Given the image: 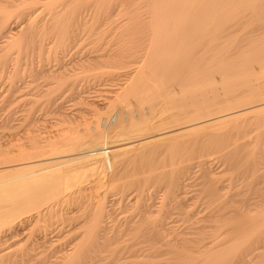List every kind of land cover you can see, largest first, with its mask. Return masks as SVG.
<instances>
[{
  "label": "bare ground",
  "instance_id": "obj_1",
  "mask_svg": "<svg viewBox=\"0 0 264 264\" xmlns=\"http://www.w3.org/2000/svg\"><path fill=\"white\" fill-rule=\"evenodd\" d=\"M148 1L146 6L150 11L147 13L149 15L146 17L148 21L145 26L148 25L151 33L149 31L147 33L149 32L152 36L147 34L146 37H137L143 26V23L140 26L137 20L139 21V18L141 20V16L146 15H137L139 8H134L130 10L129 19L131 22L136 21L137 24L129 22L121 27L118 34L119 39L128 37L131 45L126 44L127 48L123 51L120 49L116 53L105 56L106 62L116 69L121 67L124 70L126 66L129 67L127 63L130 65L132 63L131 66L136 65L134 70L128 73L124 82L120 86L118 84L119 88L112 92V101L117 108L106 110L104 117L101 115V119L93 120L89 122L90 124L87 123V126L77 127L78 129L70 128L71 131L66 128L69 133L63 135L57 133L58 136L54 140L53 138L49 140V138L44 144L36 143L32 139L31 142L33 143L34 140L35 143L28 144L30 145L27 147L29 151H26V146V149L21 150L22 146L20 150L18 147L19 151L12 152L15 154L9 151L13 156H9L8 151L4 152L6 155L3 153L2 157H7L9 154L6 160L2 159L3 161L11 159L10 157H15V160L0 163V264H96V262L100 264L99 261L108 259V264H121L128 253L130 257L138 259L135 261L131 258L136 264H157L154 261L161 258L162 264H255L254 257L264 253V129L255 130L253 138L248 135L252 138H249L250 140H245V137L241 136L243 133L237 134L239 138L235 140L239 142L241 137L242 139L244 137V140L240 143L234 141L237 137L234 132L244 127H264V0ZM131 3L133 4V2H127L129 6L135 7L130 5ZM135 4L138 3L135 2ZM114 6L111 9L116 10ZM118 6L121 8L120 2L116 8ZM111 9L109 8L110 11ZM124 11L127 15L126 10ZM60 14L64 13L59 12ZM67 16L70 18L72 14H67ZM62 18L66 17L62 16ZM62 18L61 20L55 18L47 26L44 24L43 27L31 26L26 31L25 39L27 37L35 41L32 37L37 31L56 30V36L52 35L56 37L57 44L73 48V44H66L68 37L72 34L69 32L70 35L67 37L68 29L72 27L69 26L71 21L70 19L69 21L62 20ZM2 26L6 28L7 24H2ZM71 29L75 31V25ZM144 32L142 34H146V31ZM97 40L92 43L96 44ZM148 40L153 43V47L149 50L150 47L147 46L149 53H146L144 61L142 56H138L142 58L137 60L136 55L139 54L137 51L143 50L139 47L143 41ZM95 44L93 54L98 53L96 47L100 45L95 46ZM115 44L114 42L113 45L117 48L118 45ZM107 48L109 49L108 46ZM101 50L104 51V49ZM102 52L101 54L105 53ZM99 55L100 52L94 59L104 57ZM115 75L117 76L116 73ZM65 79L68 80V78ZM67 80L63 82L64 84L59 81L61 85L59 83L58 86L68 84L66 87H73L74 82L70 85ZM68 88L65 90L70 91L71 89ZM160 100H166L164 106L159 105ZM169 110H171L169 115L164 116ZM246 133L248 134V131ZM216 137H219V143L216 140V143L211 141ZM220 137H224L221 142ZM187 147L189 150L192 148L191 152L194 154L204 150L208 151V149V153H211L210 149H212L216 151L215 155L218 152L219 157L224 160L232 159L231 165L234 160V168L237 167L236 172L251 175H248L252 177L251 183L249 186L245 185L248 187L245 188L249 189L248 192L250 191L253 197L250 195L251 198H244L246 197L244 195V199L238 200L234 199L236 195L234 197V195H226V192L223 193L224 186L215 177L208 176V169L206 171V168H203L209 164L210 160L207 157L210 154L201 155L205 159L197 156L203 160H196L195 163L193 161L190 168L199 169L202 174L201 178L204 176L206 178L203 182L201 180L202 188H200L201 192L209 195L211 199L207 203L208 211L203 216L195 217V211H192L194 214L189 212L192 207L185 206L184 203H182L184 206H179V203L178 206L159 207L160 209L158 208L155 213H150V217L155 214L150 218L145 214L151 212L153 209L148 211L147 208L153 206H145L146 208L143 206L145 210H141L142 218L137 216L140 219L127 228L135 240L130 235L129 240L125 239L129 244L126 243V246L119 248L118 246L113 247L117 243L115 239L117 231L109 235V224L104 220L103 208L105 207L87 206L82 211V209H77L80 206H70L73 207L72 209H77V212L81 211V214H77L74 210L70 211L71 217L66 214L65 221L68 222L67 217H70L69 221L74 222L75 219H82V222L87 223L85 233L80 234V239L76 237L67 242L66 239L70 238V234L66 232V238L63 236L67 242L64 244L65 247L62 246L59 250L47 248V246L53 248L54 245L53 240L51 241L48 237L50 236L49 231L52 230L48 228H51L49 227L52 222L51 218L56 214V211L54 212L56 206H50V201L62 195V201L67 205L74 204L78 198L84 197L75 189L90 177L93 178L92 181L96 186H105V188L117 189L120 192L132 188L141 191L149 184L164 182V184L167 183L169 193L172 192L170 198L173 192H177L175 200L179 198V195L183 194L179 192L186 190L183 187L187 186V178L182 177H185L184 173L188 172L184 170H188V165L181 167L182 171L177 169L181 171L179 174L174 168L175 174L170 170L156 171L159 168L158 162L162 158L161 155L167 153L172 157L171 153H174L175 149L186 148L187 150ZM15 155L26 157L22 156L23 158L20 157L22 159L18 158V160ZM191 157L195 156L191 155ZM242 206H253L254 208L251 226L247 225L248 228L242 226L244 221L241 217L246 208ZM176 213L178 217L182 216L179 219L188 222L186 232L184 230L180 233L175 232L170 225L173 222L172 216ZM246 220L248 218H245ZM79 229L80 226L78 231ZM131 239L134 242L130 244ZM63 242L62 240L61 243ZM45 248L48 251L51 249L52 251L49 252L53 253L43 251ZM102 253L106 254L103 258L100 256Z\"/></svg>",
  "mask_w": 264,
  "mask_h": 264
},
{
  "label": "rangeland",
  "instance_id": "obj_2",
  "mask_svg": "<svg viewBox=\"0 0 264 264\" xmlns=\"http://www.w3.org/2000/svg\"><path fill=\"white\" fill-rule=\"evenodd\" d=\"M8 1H9V3H7ZM57 1L58 0H0V4H1L0 5L1 6L0 7V11H1L0 14H2V15H0V26H1L0 27V35H1L0 36V158H1L0 163L7 162L8 160L11 161V159L15 160V157H10L11 159H7V161H3L4 160L3 158H5V160H6V158L8 157L9 154H10L9 156H13L12 154H15V153H12V152L19 151L22 146L23 147L21 148V150H23L25 148V146H26V148L30 147V145H28L29 143L33 144L36 142V143H43L44 144V142L46 140H48L49 138H50L49 140H52V138L54 140V138H56L58 136V134L63 135L64 133H69V131H71L72 128L76 129L77 127L81 128L83 126H87L86 125L87 123L90 124L89 122H93V120L95 121V120H98V119H101L102 117H104L106 110H109V109L114 110L117 108V106L112 101V99H113V93L112 92L116 91L119 88L120 84H122V82H124V80L127 78L128 73L133 71L134 67L136 65L131 66V65H133L132 63H131V65L129 63H127L129 65V67L126 66L127 68L126 67L124 68L125 71L122 70L123 68L121 69V67L116 69V68H113L112 65H110V63L106 62L105 56H106V54L116 53L120 49H121V51H123L124 49L127 48L126 44L131 45V43L129 41L130 39L128 37L125 36V37H123L124 39L123 38L119 39V37H118L119 36L118 34L120 33L121 27L126 25V24H129V22H131V20L129 19L130 14H131L130 10H133L134 8L135 9L139 8L137 10V12H138L137 15H140V14L146 15L144 17L141 16L142 21L139 18L140 23L137 20V23L140 24V26L143 23V26L141 28L142 30L140 29V32L138 33L137 37H139V38L140 37H146L147 34H148V36H152V34H150L151 30H150V28H148V25L145 26L146 21H148L146 19V17L149 15L147 13H149L148 11H150V10H148L149 8L146 6V5H148L146 3L147 2L149 3L148 0H138V1L137 0H118V1H116V0H109V1L108 0H97V1L96 0H65V1L61 0L60 1L59 0L58 2ZM134 1L137 2L138 4L136 5ZM63 2H65V3H63ZM119 2H120V6L122 5L123 7L121 6V8H120L118 6L116 8V6L118 5ZM127 2L128 3L133 2V4L131 3L130 5H134L135 7L129 6V4H127ZM123 3H125V4H123ZM52 4L54 6V9H53ZM104 4H106V5H104ZM114 5H116V6H114ZM124 5L125 6L127 5L128 9ZM70 6H72V7H70ZM112 6H114V8L117 11L118 10H120V11L117 12L113 8L111 9ZM103 7H105V8H103ZM68 8H70V9H68ZM109 8L111 9V11L109 10ZM140 8H141V10H140ZM71 10H74V11L72 12ZM112 10H114L115 12L114 11L112 12ZM124 10H126L127 15H128V12H130L128 17H127V15H125ZM3 11H4V13H3ZM63 11H65V12H63ZM104 11H106V12H104ZM30 12H32V13H30ZM59 12H62L64 14L59 15ZM106 13H107V15H105ZM110 13H112V14H110ZM67 14L68 15L72 14V16L74 15L75 17L70 16V18H68L69 16H67ZM92 15H94V16H92ZM62 16L66 17V18H62ZM81 16H83V17H81ZM31 17H32V19H30ZM55 18H58L59 20H61V18H62V20L66 19V21H69V19H70L71 22L74 20L73 21L74 23L72 22V24H71V22H69V26H72V27H70V29H68L67 37L70 35V33H72V34L68 37L69 39L67 40V43H66L68 45L73 44V48L62 47V46H59L57 44V41L55 40L56 37L55 38L53 37V35L56 36V34H57L56 30H53V31L52 30L37 31V33L32 37L35 39L36 42L33 40H29L27 37L25 39V34L27 33L26 31H28V29L31 26H34V25L37 27L38 26L43 27L44 25L47 26V24L50 21H53ZM73 18H75V19H73ZM1 19L3 22L1 21ZM46 19H48V20H46ZM112 21H114V22H112ZM76 22H77V24H75ZM80 22H81V24H80ZM132 23L137 24L136 21H133L130 24H132ZM2 24H7V27L3 28ZM73 24L75 25V28H76L75 31L73 29H71V28H74ZM86 28H87V30H86ZM92 29H94V30H92ZM78 31L81 33H79ZM144 31H146V34H142V33H145ZM147 31H149L150 33L149 32L147 33ZM38 34H40V35H38ZM37 35L39 37H37ZM88 35H90V36H88ZM103 36H104V39H103ZM114 38H115V40H114ZM27 39L29 40V42L27 41ZM44 39H46V40H44ZM96 39H98V40H97L96 44L94 43L95 46L97 44H100V45H97V47H96V49L98 50V51L97 50L96 51L98 53L94 52V54H93L92 50L94 51L95 49H93V48H95V47H94V44L92 42ZM117 40H118V42H117ZM31 42L32 43L34 42V43L32 44ZM101 42L104 43V44L102 43L103 46L104 45L106 46V50H105V46H104V48H102L103 46L101 45ZM114 42L116 43L115 45H118L117 48H115L116 46L113 45ZM147 43H148V45H146ZM90 44L92 47L89 46ZM2 46H4V47H2ZM100 46H102V47L100 48ZM107 46L109 47V49L107 48ZM120 46H122V47H120ZM147 46H148V48L150 47L149 50H151V48L153 47V43L149 40L143 41L142 45L139 47V48H143V50L142 49H139V50L136 49V50H138L137 53H139L136 55L137 60L139 58L138 56H142L143 61L145 60L144 57L146 56V53H149ZM118 47H120V48L118 49ZM58 48H60V49H58ZM101 49H104V51ZM112 49H114L115 51ZM102 51L105 53H103ZM110 51H112V52H110ZM99 52H100L99 56L102 55L104 57H99L97 59H94V57L96 55H98ZM101 52L104 55L101 54ZM68 53L69 54L71 53V54L69 55ZM92 54H93V56H92ZM89 56H91V57H89ZM141 58H139V59L141 60ZM103 61H105L106 64ZM96 63L100 66L96 65ZM90 64L91 65L93 64V65L91 66ZM96 66H98L100 68H98V67L96 68ZM109 66H111V67H109ZM101 68H105V69H101ZM110 68H113L114 70L110 69ZM110 71L115 72L117 74V76L115 75V73H112ZM118 74H119V76H118ZM122 74H123V76H122ZM57 78H59V80ZM65 78H68L70 83ZM66 80L70 85H71V82H74L72 84L73 87L70 85H69L70 88L66 87V86H68V84L63 85L65 87L58 86L59 83L61 85V82H59V81H62V84H64L66 82ZM118 84H119V86H118ZM75 85H77V86H75ZM71 87L73 88V90L71 89ZM67 88L71 89V90L66 91L65 89H67ZM84 89H85V91H84ZM92 95H94V96H92ZM162 101H164V100H162ZM162 101L161 100L159 101V102H161V104L159 103V105L164 106L166 103V100L163 102L164 104L162 103ZM99 103L103 104V105H100ZM95 104H96V106H95ZM106 105H107V107H106ZM104 106H105V108H104ZM108 106H110V107H108ZM217 111H219V110H217ZM101 112L104 114H102ZM169 112H171V110H169L168 113H166L164 116H166L167 114L169 115ZM97 113H99L100 115ZM101 115H102V117H101ZM96 117H98V118H96ZM70 123L72 124V126ZM69 125H70V127H69ZM66 128H69L68 129L69 131ZM258 128L260 130L264 129V127L260 128L259 126L258 127H252V128L251 127H249V128L244 127L243 129L239 130L238 132H234V134L237 136L236 138H234V141L238 142V140H235V139H238L239 138L238 135H240L242 133H243V135H241V136H244L245 140L252 139L253 138L252 135L257 131ZM247 131H248V134L246 133ZM244 133H245V135H244ZM235 135H233V137ZM248 135L252 136V138ZM244 137H243V139L241 137V139L238 143L242 142L244 140ZM32 139H34L35 142L33 140V143H32L31 142ZM222 139H224V137L223 138L220 137V142ZM215 140H216V142L218 141L217 143H219V137H216V139H213L211 141L214 143ZM212 142H209V143H212ZM18 147H19V150H17ZM179 150H181V149H175V152L171 153V155L173 154L172 155L173 159H171L172 157H170V155L168 156L167 153L163 154L164 156L161 155L160 157H162V158H160V160L158 162L160 169L158 168V170L156 172H158V171L167 172L168 170H170V172L175 174L177 169L182 171L183 168H181V167H186L188 165L187 166L188 170L184 169L185 172L186 171H188V172L184 173L183 176H185V177H182L183 179L187 178V180H186L187 186L185 185L183 187L186 190H182L184 192H182V191L179 192V193H183L182 195L185 198H183V196L180 194L179 195L180 197L176 198V200H175L177 192L176 193L173 192L174 194L170 198V195H172V192L169 193L167 185H166L167 183L164 184V182H161L163 185H161V183H158L155 185L149 184V186L147 185L148 187H145L142 189L143 192H141L142 190L141 191L135 190L134 188L123 190V192L122 191L120 192V190H117V189L111 190V189L105 188V186H96L94 181H92L93 178L90 177V179L83 181V183H81L79 188L75 189V191L78 192V194L81 193V195L84 197H80V195H79V197L81 199L78 198L77 202H75L74 204L67 205V203L62 201L63 200L62 195L60 198L58 197V199L50 201V203H49L50 206H56L55 207L56 209L54 210V212L56 211V214L54 216H52V218H51L52 222L50 219L51 223H50L49 227H51V228H48V229L52 230L51 232L49 231L48 234L50 236H48V237L51 241L53 240L52 243L54 245H53V248L47 246V244L45 246H47L48 249L51 248L53 250H56V249L59 250L62 248V246L65 247L64 244L67 243L68 241H71L72 239H75L76 237L78 239H80L81 238L80 234L85 233L84 231H86L85 226L87 223L85 224V221L82 222V219H75V222L72 220H71L72 221L71 222V221H69V219L71 217L70 215H71V212L73 210L76 211L77 209H79V210L82 209V211H83V209H85L87 206H101V207L103 206V207H105V208H103L104 209L103 212H104V216H105L104 220L107 224H109V228H110V234L109 235H112L113 232L117 231V237L115 238V239H117V243L114 244L113 247L118 246L119 248L124 247V245L126 246L127 244H129V242L126 240L130 239L129 236L131 235V233H129L130 231L127 230V228L132 223H134V221L137 222L138 219L142 218L143 213L141 210L142 209L145 210V208H146L145 206H153L154 207V208L151 207L149 209L147 208L148 211L153 209L152 210L153 212L151 211V212H148L147 215L145 214V216H147V217H150V213H152V214L155 213V211L158 210L159 207L161 208V206H178L179 203H180L179 206H182L183 205L182 203H184L185 206L192 207L191 208L192 210H190L189 212L194 214V212H192V211H195V214H194L195 217L203 216L208 211L207 210V208H208L207 203L211 199V197L209 195H208L209 196L208 197L207 194L201 192L202 186H200V183H201V180H202V182L205 181V179H206L205 176L203 178H201L202 174L199 171V169L190 168V166H191L193 161H194L193 163H195V162H197L196 160H198V161L201 159L203 160V158H201V157L207 156L208 154H210L207 157L210 160V161L208 160L209 164L205 165V167H203V168L204 169L206 168L205 169L206 171L208 169V171H207L208 176L215 177L216 180L224 186L223 193L226 192V195H230V196L234 195V197L236 195V197L234 199H238V200L241 198L244 199V198L250 197L251 192L250 191L248 192L249 189H246L248 187H246L245 185L249 186V183H251L252 177H250L251 175L248 173L246 174V173H240L238 171L236 172L235 169L237 167L235 166V168H234V164H235L234 160H233V164H232L233 168H232V165L230 164L232 159H228V158L226 159L225 158L226 160H224V158L219 157L218 152L215 155L214 152H216V151H213L212 149H210L211 153H208L209 149H208V151L207 150L201 151V152L207 153L206 155L201 153V152L196 153L197 154L196 155V154L191 152L192 148H191V150H189V147H187V150H186V148H183L181 151H179ZM7 151L8 152L11 151L12 154L9 152V154H7V157H5V156L2 157L3 153L4 152L6 153ZM26 151H29V149L27 148ZM5 153H4V155H6ZM179 154L180 155L182 154V155L179 156ZM191 155L195 156V157H191ZM201 155H204V156H201ZM22 156L23 155H21L20 157H22ZM197 156H201V157H197ZM20 157L16 156L17 159L18 158L22 159L24 156L22 158H20ZM197 158H200V159H197ZM204 159H205V157H204ZM189 160H190V162H189ZM168 161H170V162H168ZM184 161H186V163ZM183 162H184V164H186L185 166H183L184 165ZM163 163H164V165H163ZM180 163H182L183 165ZM228 163H229V166H228ZM173 168L176 169V171H174ZM171 169H173V170H171ZM179 170L177 171V174H179L181 172ZM217 170H218V172H217ZM228 171H231V172L229 173ZM185 174H187V175H185ZM192 174L194 176H192ZM224 175H227V176L224 177ZM245 175H247V176H245ZM248 175H250V176H248ZM241 176H243V179H241L242 178ZM229 179L231 181H229ZM245 179H246V181H245ZM247 179H248V182H247ZM187 187H189V188H187ZM83 188L84 189L87 188L86 191ZM92 188H94V189H92ZM79 189H81V190H79ZM235 190H237V191H235ZM242 190H244V191H242ZM193 192H194V194H193ZM140 195H141V197H140ZM244 195L246 197H244ZM247 195H249V196H247ZM123 197H125V198H123ZM251 197H253V196L251 195ZM204 198L207 200H205ZM59 199H60V201H59ZM171 199L175 200L176 203H175V201H173ZM184 200H185V202H184ZM136 202H138L139 204ZM70 206H80V208L72 209L73 207L71 208ZM83 206H85V207H83ZM134 206L136 207V209ZM193 206H194V208H193ZM69 207H70V209H69ZM242 207L243 208L246 207V208H244L245 212L248 209L247 210L248 213L246 212L247 215L244 214L245 213L244 212L243 215H245V217L243 215L241 217V220L244 221V222H242V226H244V227L246 226V228H248L249 225L251 226V222H252L251 218H253V215H254L253 214L254 212L252 210H254V208H253V206H250V207L242 206ZM129 210H131V211H129ZM187 210H189V208ZM139 211L141 214L139 213ZM80 212L81 211H79V212L76 211L77 214H79ZM175 212H176V210H175ZM66 214L67 215L69 214V216H70V217H67L68 219H66V220H68V222H71V223H68L67 221H65L64 217H66ZM134 215H136V216H134ZM176 215H177V217H176ZM137 216L140 218H138ZM153 216H155V214L152 215L151 217H153ZM180 217L182 218L181 215H179V217H178V213L173 214V216H172V220H173L172 223L173 224L171 223L170 225L172 226V228L174 229L175 232H178V233L184 232V231L186 232L188 222H185L184 219H179ZM62 218L64 219V221ZM245 218H248V220L245 221ZM54 219H56V220H54ZM76 220H78V221H76ZM53 222H54V224H53ZM245 222H246V224L243 225V223H245ZM39 225H41V224H39ZM69 225L70 226L72 225V227H70ZM78 225L80 226L79 231H78V228H79ZM34 227H36V225ZM63 230H65V231L63 232ZM182 230H184V231H182ZM56 231H58V232H56ZM68 231L70 233H68ZM71 231H76V232L72 233ZM77 231H78V234H77ZM66 232H67V234H70L69 235L70 238L66 239L67 242L65 240V238H66L65 236H67ZM119 233H120V235H119ZM34 234H37V233H34ZM130 237H132V235ZM134 238L135 237H132V239H134ZM132 239L130 240V244H131V242H134ZM62 240L64 241L63 243H61ZM118 240H119V243H118ZM58 242H60L62 245ZM113 247H111V248H113ZM48 249L46 250V248H45L44 250L43 249L42 250L47 251V252L52 251L51 249L48 251ZM49 253L52 254L53 252L52 253L49 252ZM105 253H102V255H100V256H102L101 258H103L107 254V253L106 254ZM261 254L262 255L259 254L260 257L259 256H257L256 258L254 257L255 260L253 259V262L255 264H256V262H259V260H261L260 262L264 263L263 262L264 261V253H261ZM129 255L130 254L128 253V256ZM128 256L124 257V262H122L121 264H136L135 261L138 259L135 260V257L129 256L130 257L129 258ZM131 258H133L135 261ZM126 259H128V260H126ZM108 260L107 261L102 260V261H99V263L101 262L100 264H106V263L108 264ZM154 262H156L157 264H162L163 260L161 258L160 260L157 259ZM260 262L257 264H261ZM96 264H98V262H96Z\"/></svg>",
  "mask_w": 264,
  "mask_h": 264
}]
</instances>
